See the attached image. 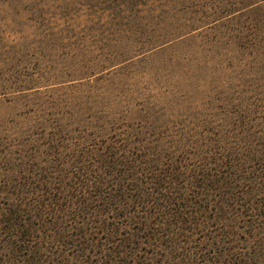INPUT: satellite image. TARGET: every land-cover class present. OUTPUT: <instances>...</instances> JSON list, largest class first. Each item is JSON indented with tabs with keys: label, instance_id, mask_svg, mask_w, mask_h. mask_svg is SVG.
Masks as SVG:
<instances>
[{
	"label": "rangeland",
	"instance_id": "374dc122",
	"mask_svg": "<svg viewBox=\"0 0 264 264\" xmlns=\"http://www.w3.org/2000/svg\"><path fill=\"white\" fill-rule=\"evenodd\" d=\"M0 264H264V0H0Z\"/></svg>",
	"mask_w": 264,
	"mask_h": 264
}]
</instances>
